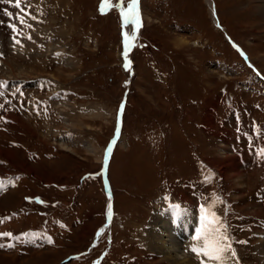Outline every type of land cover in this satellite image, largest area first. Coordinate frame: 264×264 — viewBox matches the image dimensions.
Returning a JSON list of instances; mask_svg holds the SVG:
<instances>
[{"label": "rangeland", "instance_id": "obj_1", "mask_svg": "<svg viewBox=\"0 0 264 264\" xmlns=\"http://www.w3.org/2000/svg\"><path fill=\"white\" fill-rule=\"evenodd\" d=\"M22 1L27 7L22 3L12 16L17 28L12 35L20 41L15 51L8 33L0 32V82L36 83L8 91L21 93L26 109L23 114L14 109L11 122L0 130L5 162L0 179L7 175L0 233L12 234L0 236V264H163L144 244L147 224L153 213L173 206L157 208L163 199L183 202L179 207L188 208L189 201L195 205L181 187L192 179L207 208L215 201L211 210L226 229L225 218L239 232L236 225L247 224L246 219L231 218L264 216V208L251 200L264 165L255 156V162L240 166L247 173L237 193L227 179L230 171H221L224 161L237 159L227 154V143H217V120L228 115L230 105L251 108L264 125V109H256L264 106V81L258 77L264 78V20L254 10L255 0H212L223 31L204 0H139L138 29L122 23L116 7L122 3L126 10L130 0H108L103 12V0ZM26 14L31 27L25 28L16 17ZM123 33L136 42L130 53L133 74L123 66L124 57H130L122 47ZM246 82L262 93H248ZM32 102L38 110L27 107ZM122 104V130L107 168L109 200L102 163ZM38 197L40 203L32 202ZM111 206L113 218L106 222ZM82 213L83 223L76 226ZM68 220H74L71 234L62 229ZM38 226L48 227L54 244L35 241L30 229ZM256 244L249 239L242 245L243 264H261Z\"/></svg>", "mask_w": 264, "mask_h": 264}, {"label": "bare ground", "instance_id": "obj_2", "mask_svg": "<svg viewBox=\"0 0 264 264\" xmlns=\"http://www.w3.org/2000/svg\"><path fill=\"white\" fill-rule=\"evenodd\" d=\"M204 1L213 23L216 26L217 21L216 18H214L215 14L213 15L214 10L212 0ZM255 1L259 5L257 4L254 6V10L259 13L261 16L260 18H262L263 21L264 0ZM131 45L132 43L130 46ZM34 85L35 84L33 83L29 86ZM61 146L64 145L61 144ZM225 160H227V157ZM227 170L231 173L230 175H227V179H230L234 183L236 187L235 191L239 193L240 189L243 188L246 173L240 168V165L235 159L224 161L221 170L223 175ZM201 228L202 214H195L193 211L183 206L179 207L178 210L173 209V207L168 209L161 208L153 213L147 224L143 240L147 249L156 256H159L163 264H215V262L209 261L207 257H204L202 254L198 255L192 251V247L197 244L194 237L197 235V230ZM256 236L257 244L255 250L258 254V261L261 264H264V231L263 233H257ZM231 247L234 250L232 243ZM229 257L228 264H241L237 253L235 257H231L230 254Z\"/></svg>", "mask_w": 264, "mask_h": 264}, {"label": "snow or ice", "instance_id": "obj_3", "mask_svg": "<svg viewBox=\"0 0 264 264\" xmlns=\"http://www.w3.org/2000/svg\"><path fill=\"white\" fill-rule=\"evenodd\" d=\"M4 3L13 5L16 9H21L22 0H3ZM139 0H130L127 9L125 10L121 4H117L116 7L120 9V15L122 20L127 23H130L134 26V28H139L141 24L140 14L138 10ZM108 5V0H103L101 5V12L105 6ZM8 14V13H6ZM11 15V14H9ZM20 20L21 23L27 24V21L23 19V17H16ZM34 18V17H33ZM31 27V25H27ZM13 31L16 32V26L13 25ZM31 39V37H27ZM125 47L127 48V40L128 36L125 34ZM14 44H20L19 40L14 38ZM22 47V45H21ZM251 66V65H250ZM5 86V82H0V88ZM2 95V93H0ZM259 156L264 158V149L258 150L257 153ZM105 163H107V154H105ZM19 179V177H17ZM2 183L0 182V190H2ZM28 199V198H26ZM39 202V201H38ZM173 209L178 210L179 205H173ZM211 207L209 206L208 209H204L202 207V228L197 230V235L194 239L197 241V244L192 247V251L197 253L198 255H203L207 257L209 261L215 262V264H228L229 254L231 257H235L236 253L231 247L230 237L227 234V229L225 225L221 222L220 218L216 216L215 212L211 211ZM99 234V233H98ZM11 233H0V236H11ZM28 235V234H23ZM19 239V237H16ZM47 242L49 244L52 243L51 238L49 237ZM243 243V242H241ZM12 247V245H8ZM3 247V245H0Z\"/></svg>", "mask_w": 264, "mask_h": 264}]
</instances>
